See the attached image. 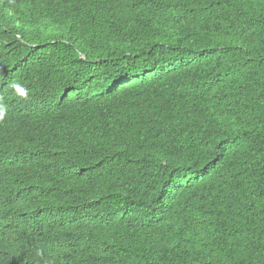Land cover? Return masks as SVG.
Listing matches in <instances>:
<instances>
[{
  "label": "trees",
  "instance_id": "obj_1",
  "mask_svg": "<svg viewBox=\"0 0 264 264\" xmlns=\"http://www.w3.org/2000/svg\"><path fill=\"white\" fill-rule=\"evenodd\" d=\"M106 1L0 0V59L9 55L27 74L26 95L2 103L10 127L28 135V126L59 118L55 108L71 114L77 100L52 101L51 84L92 74L125 78L134 100L50 128L63 149L41 176L60 177L88 145L77 179L90 193L43 205L49 216L21 263L41 254L52 264L64 227L94 226L76 205L115 210L121 194L127 209L137 200L160 208L157 225L146 246L132 242L121 258L94 230L82 250L91 264L143 255L148 264H264V0ZM10 82H0L3 97Z\"/></svg>",
  "mask_w": 264,
  "mask_h": 264
},
{
  "label": "clouds",
  "instance_id": "obj_2",
  "mask_svg": "<svg viewBox=\"0 0 264 264\" xmlns=\"http://www.w3.org/2000/svg\"><path fill=\"white\" fill-rule=\"evenodd\" d=\"M8 61L9 55L6 59H0V82L12 81L6 85L12 90L10 93L3 97L0 90V264H22L28 248L33 244L35 225L42 224L49 216L43 205L67 194L83 193L87 198L90 193L89 189L81 188L77 179L89 162L88 145L80 152L81 159L74 157L68 170L60 177L41 176L42 163L60 154L63 149L61 138L51 133L50 128L64 120L59 119L62 116L78 117L96 105L109 104L113 107L134 100L128 92L129 83L122 77L92 74L88 82L51 84L49 97L52 101L77 100V104L71 114L55 108L53 111L59 118H47L48 121L41 125L28 126L30 132L27 135L19 123H13L10 127L9 122L3 121L6 109L2 103L13 97L22 99L27 93V74L15 64L8 65ZM115 87L123 88L116 91ZM37 132L39 136L34 140ZM27 137L29 146L23 151L16 149L14 144L23 142ZM123 186L124 181H119L118 186L111 183L109 189L117 193ZM124 194L127 195V191ZM87 200L77 204L76 208L94 226L77 221L64 227L60 233L63 241L55 242L56 254L52 264H91L82 250L84 242L94 230L98 243L113 258L123 257L132 242L141 246L149 243L146 233L157 225L161 214V209L150 200L145 201L144 207L137 200L127 209L120 194L117 208L110 211L102 210ZM30 211L39 214L32 218L28 216ZM149 260L148 256L143 255L136 264H148ZM33 264H43L41 254Z\"/></svg>",
  "mask_w": 264,
  "mask_h": 264
},
{
  "label": "bare ground",
  "instance_id": "obj_3",
  "mask_svg": "<svg viewBox=\"0 0 264 264\" xmlns=\"http://www.w3.org/2000/svg\"><path fill=\"white\" fill-rule=\"evenodd\" d=\"M107 1H108V0H107ZM107 1H106V2H107ZM115 89H116V88H115ZM73 94H74V93H73Z\"/></svg>",
  "mask_w": 264,
  "mask_h": 264
}]
</instances>
